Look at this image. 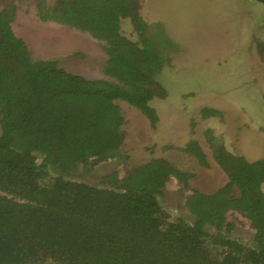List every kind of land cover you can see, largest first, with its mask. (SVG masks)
Instances as JSON below:
<instances>
[{
  "label": "trees",
  "instance_id": "1",
  "mask_svg": "<svg viewBox=\"0 0 264 264\" xmlns=\"http://www.w3.org/2000/svg\"><path fill=\"white\" fill-rule=\"evenodd\" d=\"M45 9L38 8L40 20L106 45L104 76L90 79L52 57H33L13 30L15 6L0 8V264H264V156L251 161L215 148L226 181L210 193L190 190L189 215L172 219L157 196L170 178L184 186L193 174L165 158L122 177L113 170L100 185L70 178L120 155L117 100L156 124L150 101L166 96L157 80L165 57L146 34L137 0H60ZM126 17L137 41L120 30ZM184 150L207 163L195 142ZM231 210L252 229L248 243L229 236Z\"/></svg>",
  "mask_w": 264,
  "mask_h": 264
},
{
  "label": "rangeland",
  "instance_id": "2",
  "mask_svg": "<svg viewBox=\"0 0 264 264\" xmlns=\"http://www.w3.org/2000/svg\"><path fill=\"white\" fill-rule=\"evenodd\" d=\"M58 1L0 0V7L7 2L17 8L13 30L33 57H52L68 71L102 78L107 58L102 41L40 20L37 8ZM136 11L147 23L146 34L165 57L157 80L166 96L150 101L158 121L150 125L137 108L117 100L123 116L120 155L93 162L86 176L77 172L70 178L100 185V176L113 170L122 177L131 168L162 157L193 176L184 186L170 178L157 202L171 219L188 216L184 201L190 190L210 193L226 181L213 157L215 148L251 161L264 156V4L256 0H137ZM119 24L128 38L138 40L130 18H121ZM204 109L216 113L205 116ZM191 142L204 152L206 164L184 150ZM226 216L235 223L229 236L248 243L252 229L243 214L231 210Z\"/></svg>",
  "mask_w": 264,
  "mask_h": 264
},
{
  "label": "flooded vegetation",
  "instance_id": "3",
  "mask_svg": "<svg viewBox=\"0 0 264 264\" xmlns=\"http://www.w3.org/2000/svg\"><path fill=\"white\" fill-rule=\"evenodd\" d=\"M3 2V1H2ZM1 2V4H3ZM7 4V2L5 3V4H3L4 6L3 7H0L1 9H4L5 8V6H7L6 5ZM44 7L47 9L48 7H55V4L54 5H52V6H50V5H46V4H44ZM39 8V7H38ZM38 8H37V13H38ZM46 9H45V11H46ZM15 14H17V8L15 7Z\"/></svg>",
  "mask_w": 264,
  "mask_h": 264
},
{
  "label": "water",
  "instance_id": "4",
  "mask_svg": "<svg viewBox=\"0 0 264 264\" xmlns=\"http://www.w3.org/2000/svg\"><path fill=\"white\" fill-rule=\"evenodd\" d=\"M256 1H258V2H261V3H263V4H264V0H256Z\"/></svg>",
  "mask_w": 264,
  "mask_h": 264
}]
</instances>
